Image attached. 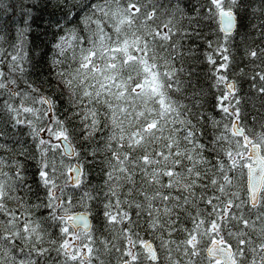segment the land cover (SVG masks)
I'll return each instance as SVG.
<instances>
[{"label":"snow or ice","instance_id":"1","mask_svg":"<svg viewBox=\"0 0 264 264\" xmlns=\"http://www.w3.org/2000/svg\"><path fill=\"white\" fill-rule=\"evenodd\" d=\"M0 264H264V0H0Z\"/></svg>","mask_w":264,"mask_h":264}]
</instances>
